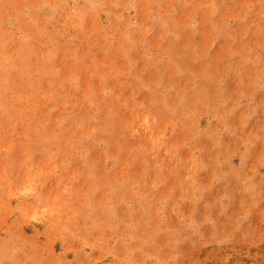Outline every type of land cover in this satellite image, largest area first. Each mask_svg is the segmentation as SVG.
<instances>
[{
    "label": "rangeland",
    "instance_id": "374dc122",
    "mask_svg": "<svg viewBox=\"0 0 264 264\" xmlns=\"http://www.w3.org/2000/svg\"><path fill=\"white\" fill-rule=\"evenodd\" d=\"M0 264H264V0H0Z\"/></svg>",
    "mask_w": 264,
    "mask_h": 264
}]
</instances>
